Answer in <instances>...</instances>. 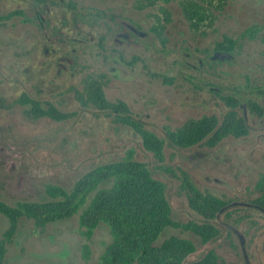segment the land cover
I'll return each mask as SVG.
<instances>
[{
	"label": "rangeland",
	"instance_id": "rangeland-1",
	"mask_svg": "<svg viewBox=\"0 0 264 264\" xmlns=\"http://www.w3.org/2000/svg\"><path fill=\"white\" fill-rule=\"evenodd\" d=\"M185 1L0 0V200H49L47 184L70 190L95 166L132 151L166 183L174 220L209 222L222 231L202 245L191 232L171 228L168 235L198 246L185 264L211 249L221 256L219 264H264V210L257 202L264 175V0H196L209 8V18L196 28L185 18ZM16 10L22 12L9 18ZM224 36L238 40L235 50L218 49ZM90 78L102 82L108 100L125 101L133 117L159 136L191 118L223 119L232 107L250 132L215 148L167 147L165 172L130 126L85 107ZM23 94L68 117L35 116L19 103ZM182 171L202 191L228 202L215 219L190 206ZM20 222L31 237L41 232L31 219ZM58 226L49 223L42 232L74 242V259L63 262L62 247L48 236L31 263L96 264L97 240L109 236L96 229L86 237L79 214L63 221L60 233Z\"/></svg>",
	"mask_w": 264,
	"mask_h": 264
},
{
	"label": "trees",
	"instance_id": "trees-1",
	"mask_svg": "<svg viewBox=\"0 0 264 264\" xmlns=\"http://www.w3.org/2000/svg\"><path fill=\"white\" fill-rule=\"evenodd\" d=\"M224 1L222 0L223 3ZM182 9L192 28L198 27L209 18V8L196 0L183 2ZM21 12L13 11L8 17ZM248 30L252 29L246 31ZM237 45V39L224 36L218 43V49L233 51ZM93 80L86 84L85 100L89 91L93 93L100 108L114 106L127 109L122 102H108L99 81ZM18 101L37 117L49 116L61 120L68 116L60 112L55 105L34 99L28 94H23ZM121 120L140 134L147 151L153 153L158 161H164L166 142L163 138L128 116L122 117ZM247 132L245 119L238 112L231 110L222 123L216 115L191 118L176 129L168 128L166 137L173 147L187 148L201 143L214 147L231 135L240 137ZM181 180L191 207L207 218L215 217L224 205V200L201 192L187 172H182ZM107 183L113 187L104 192L100 190L86 206L88 194L97 186ZM77 186L82 189L67 190L56 184H47L45 190L50 199L46 201H18L8 204L0 200V212L11 222L7 237L11 236L23 217L35 219L37 225L45 226L50 220L70 217L83 209L80 224L86 227L89 233L101 221L109 223L115 235L114 245L104 255L103 264H184L186 258L196 251V244L191 238L171 236L161 245H155L166 226L181 227L199 237L203 244L219 235L220 230L212 224H200L196 221L180 223L173 220L166 184L156 179L147 164L134 159L133 155L97 166L88 172ZM262 189L264 191V184ZM5 252V241L1 239L0 264L5 263ZM218 260L217 253L210 250L201 259L186 264H217Z\"/></svg>",
	"mask_w": 264,
	"mask_h": 264
},
{
	"label": "flooded vegetation",
	"instance_id": "flooded-vegetation-1",
	"mask_svg": "<svg viewBox=\"0 0 264 264\" xmlns=\"http://www.w3.org/2000/svg\"><path fill=\"white\" fill-rule=\"evenodd\" d=\"M93 79H97V78H90V81L92 82V81H94ZM98 80V79H97ZM99 81V83L101 84V86H102V89H103V91H104V88H103V85H102V82L100 81V80H98ZM88 94H89V96H87V98H86V100H85V107L86 106H88V108L89 109H91V108H96L97 110H99V111H101V112H108V113H111V114H115L116 115V119L119 121V122H121V123H123L122 122V120H121V118L122 117H124V116H128L130 119H133V120H136V121H139V122H141V123H143L141 120H139V119H136V118H134L133 117V115H132V113H131V109H130V107L128 106V104L125 102V101H123V100H118V101H115V102H113V101H110V100H108L107 99V97H106V94H105V91H104V94H105V97H106V100L108 101V102H110V103H112V104H119V102H122V103H124L125 105H126V107H127V109H119L118 107H114V106H112L111 108L110 107H107L106 109L105 108H100L98 105H97V103L95 102V97H94V95H93V93H89V91H88ZM43 101V100H42ZM87 101V102H86ZM46 102H48V101H46ZM50 103V102H49ZM52 104V103H51ZM83 104V105H84ZM54 105V104H53ZM58 109V108H57ZM122 110V111H121ZM231 110H234V111H236V112H238L236 109H234L233 107L232 108H228V110L225 112L226 114L229 112V111H231ZM61 112V111H60ZM239 113V112H238ZM66 114V113H65ZM226 114L224 115V117H223V119L225 118V116H226ZM68 115V114H67ZM239 115H241L240 113H239ZM218 118H219V121H220V123H222V121H223V119L222 118H220L218 115H216ZM242 116V115H241ZM68 117V116H67ZM67 117H65V118H67ZM244 119H245V123H246V126H247V129H248V132H247V134H245V135H243V136H240V137H236V136H234V135H231V136H229V137H227V138H225V139H223L219 144H221L224 140H226V139H228V138H230V137H234V138H241V137H244V136H246V135H248L249 134V132H250V130H249V128H248V124H247V121H246V118L244 117V116H242ZM64 118V119H65ZM64 119H61V120H64ZM186 122V121H185ZM184 122V123H185ZM183 123V124H184ZM123 124H125V125H128V124H126V123H123ZM144 124V123H143ZM182 124V125H183ZM181 125V126H182ZM128 126H130V125H128ZM144 126H145V124H144ZM131 127V126H130ZM146 127V126H145ZM180 127V126H179ZM132 128V127H131ZM147 128V127H146ZM168 128H171V129H176V128H172V127H166L165 128V134H164V136H159L158 134H157V132H155V131H153V130H151V129H149V128H147V129H149V130H151V131H153V132H155L159 137H161V138H163L164 140H165V142H166V145H165V149H164V152H166L165 150H166V148L167 147H170V148H172V149H175V150H177V149H187V148H191V147H187V148H179V147H173L172 145H171V143L168 141V138L166 137V130L168 129ZM178 128V127H177ZM133 129V128H132ZM134 130V129H133ZM135 131V130H134ZM136 132V131H135ZM137 133V132H136ZM137 134H139V133H137ZM140 135V134H139ZM141 137V136H140ZM141 139H142V137H141ZM142 144H143V140H142ZM201 144H203V145H205V146H207V147H210V146H208V145H206V144H204V143H201ZM218 144V145H219ZM197 145H200V144H197ZM197 145H195V146H197ZM218 145H216V146H214V147H210V148H215V147H217ZM143 147H144V145H143ZM192 147H194V146H192ZM144 149H145V147H144ZM146 150V149H145ZM147 151V150H146ZM147 152H149V151H147ZM152 155H153V153H151ZM130 155H133V157H134V152H132V151H129L127 154H126V156L124 157V158H126L127 156H130ZM154 156V155H153ZM123 158V159H124ZM135 159V158H134ZM154 159H155V161H156V163H158V167H159V169H165V172H167L168 171V169L169 168H165L164 166H163V164H164V162H165V160H166V153H165V159H164V161H158L156 158H155V156H154ZM122 160V159H121ZM137 160V159H136ZM116 161H120V160H116ZM116 161H112V162H116ZM140 161V160H139ZM112 162H107V163H103V164H99V165H104V164H108V163H112ZM99 165H97V166H99ZM97 166H95L94 168H96ZM148 166V165H147ZM149 167V166H148ZM94 168H92L91 170H89L88 172H90V171H92ZM171 168V167H170ZM150 169V168H149ZM151 170V169H150ZM152 171V170H151ZM88 172H86L85 174H83L79 179H77L76 180V182L74 183V185H73V187H72V189H70V190H76V189H82V187L80 186H77V183L79 182V181H81L83 178H84V176H86V174L88 173ZM182 172H185V171H182ZM152 173H153V171H152ZM188 174V173H187ZM189 175V174H188ZM154 176V175H153ZM181 176H182V173H181ZM181 176H180V180H181ZM156 178V177H155ZM157 179V178H156ZM159 180V179H158ZM181 182H182V180H181ZM165 183V182H164ZM166 184V183H165ZM264 184V175L262 176V178L259 180V182H258V187H259V190H261V195L257 198V202H258V207H260L262 210H264V197H263V193H264V191L262 190V185ZM57 185V184H56ZM60 186V185H59ZM167 186V185H166ZM62 187V186H61ZM113 186L110 184V183H107V184H105V185H101V186H97L96 187V189H94V190H92L89 194H88V197H87V201H86V206H88L89 205V203L91 202V200L93 199V197L100 191V190H102L103 192L106 190V189H110V188H112ZM64 188V187H63ZM65 189V188H64ZM199 190L201 191V192H203L204 194H211V195H213V196H216V195H214L213 193H211V192H204V191H202L200 188H199ZM44 192L46 193V190H45V187H44ZM47 194V193H46ZM166 194H167V192H166ZM186 194H187V192H186ZM187 197H188V195H187ZM216 197H218V196H216ZM167 198H168V196H167ZM218 198H220V199H222V200H224L223 198H221V197H218ZM169 200V199H168ZM25 201H28V200H25ZM45 201V200H44ZM188 201H189V199H188ZM18 202V201H17ZM30 202H37V201H30ZM224 205L217 211V213H216V215H215V217H213V218H207V217H205L203 214H201L200 212H198L201 216H203L205 219H215L226 207H227V204H228V202H226L225 200H224ZM169 203H170V201H169ZM189 204H190V202H189ZM170 205H171V203H170ZM191 206V205H190ZM171 207H172V205H171ZM87 208V207H86ZM196 211V210H195ZM1 213V212H0ZM76 214H79V224H80V221H81V217H82V214H83V209L82 210H80L79 212H77V213H75L74 215H76ZM74 215H72V216H74ZM1 216L2 217H0V220H3L4 221V229H3V227L2 228H0V234L1 235H3V238H1V239H3L4 241H5V247H6V252H5V263L7 262V263H10V262H12V263H14V264H32L31 263V261H33L32 259L34 258H36L37 256H40V255H42L41 253V250L42 249H40V248H37L38 246H40L44 241H45V238L46 237H48V236H52L53 237V241H52V243H54L55 245L56 244H59L62 248H61V250L58 248V250L60 251V259L63 261V262H68L70 259H74L73 257H74V255H75V247H76V245H75V243L74 242H72V241H70L69 239H66V238H64L63 236H60V235H57L56 233H50V232H46V231H43L42 232V230H44L46 227H47V225L49 224V223H54V224H58L59 226L57 227V231H58V233H60L61 232V227H60V225L63 223V221H66V219H68V218H71L72 216H70V217H58V218H56V219H54V220H50L49 222H47L46 224H45V226H39V225H37V223H36V220L35 219H32V218H28V217H23V218H21L20 220H19V222H18V224H17V226H16V228H15V230L13 231V233L11 234V236L8 238L7 236H8V231L10 230V227H11V222L9 221V218L5 215V214H3V213H1ZM171 217H172V219H173V209H172V215H171ZM22 219H31V220H33V222H34V225H35V227L39 230V231H41L36 237H31V235H32V232H31V230H25V229H23V227L21 226V220ZM174 220V219H173ZM176 221V220H175ZM197 222V221H196ZM198 223H200V222H198ZM201 223H208V224H212V223H209V222H201ZM200 223V224H201ZM0 224H1V221H0ZM213 226H216V225H214V224H212ZM80 227L83 229V234L86 236V237H88V238H92L93 236H94V234H95V231H96V229L97 230H102L105 234H107L108 236H109V239L108 240H106V239H102V238H99L98 240H97V244H98V247H99V249L101 250V252L99 253V257H98V260H97V262H96V264H103V257H104V255L111 249V247L114 245V240H115V235H114V233H113V230H112V228L110 227V225H109V223H107V222H99L98 224H97V226L93 229V231L91 232V233H89L88 231H87V228L86 227H82L81 226V224H80ZM219 230H220V232H219V235L216 237V238H214L213 240H215V239H217L219 236H220V234H221V229L218 227V226H216ZM171 228H181V227H172V226H166L163 230H162V232L160 233V236L162 235V234H164V237L162 238V239H159L160 238V236H159V238L155 241V245H161L162 243H164V241L166 240V239H168V238H170L171 236H176V235H168V232L170 231V229ZM182 229V228H181ZM182 230H184V229H182ZM184 231H186V230H184ZM189 232V231H188ZM195 236V235H194ZM125 237V236H124ZM179 237V236H178ZM196 237V236H195ZM181 238H183V237H181ZM198 240H199V242H200V244H202V245H205V244H203L201 241H200V239H199V237H196ZM0 239V240H1ZM213 240H211V241H213ZM194 241V240H193ZM195 242V241H194ZM209 243V242H208ZM53 244V245H54ZM195 244H196V242H195ZM207 244V243H206ZM196 247H197V249H198V246H197V244H196ZM197 249H196V251H197ZM211 250H214L216 253H217V255L219 256V260H218V262H217V264H219V262H220V260H221V256L218 254V252L215 250V249H211ZM65 251H68V254L70 255V256H63V253L65 252ZM210 251V250H209ZM208 251V252H209ZM207 252V253H208ZM66 257V258H65ZM201 259V258H200ZM4 263V264H5ZM36 264V263H35Z\"/></svg>",
	"mask_w": 264,
	"mask_h": 264
},
{
	"label": "water",
	"instance_id": "water-1",
	"mask_svg": "<svg viewBox=\"0 0 264 264\" xmlns=\"http://www.w3.org/2000/svg\"><path fill=\"white\" fill-rule=\"evenodd\" d=\"M185 264V263H184Z\"/></svg>",
	"mask_w": 264,
	"mask_h": 264
}]
</instances>
